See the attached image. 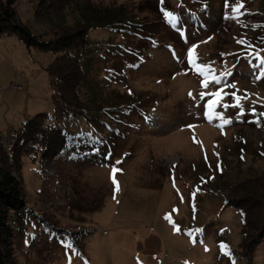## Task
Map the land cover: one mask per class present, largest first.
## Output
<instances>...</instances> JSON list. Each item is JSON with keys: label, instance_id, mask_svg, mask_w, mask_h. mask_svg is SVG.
Masks as SVG:
<instances>
[{"label": "rangeland", "instance_id": "374dc122", "mask_svg": "<svg viewBox=\"0 0 264 264\" xmlns=\"http://www.w3.org/2000/svg\"><path fill=\"white\" fill-rule=\"evenodd\" d=\"M88 1L99 6L145 2L139 15L154 21L155 39L139 43L112 29L91 30L90 76L101 98L121 104L114 108L117 130L97 131L81 118L64 120L66 128L90 130L107 142L96 153L85 143L49 166L24 158L27 206L10 217L19 264H245V257L234 254L241 251L242 217L238 208L225 205L223 184L264 174V0H81L46 17L36 16V0H22L17 9L37 35L52 40L82 20L81 5ZM164 10L180 27H192L187 51ZM194 11L210 13L206 24L198 23ZM195 30L201 36L194 39ZM169 43L179 58H173ZM193 55L210 66L203 75L194 68ZM55 57L28 48L17 35L0 36L5 148L30 118L55 114V90L46 71ZM217 91L219 98L212 95ZM213 101L218 103L211 111L230 124L221 128L220 119H207ZM151 114L159 119L154 126ZM110 149L114 159L107 162ZM114 167L122 170L115 176L118 192ZM31 213L46 215L74 234L43 227ZM251 264H264V242Z\"/></svg>", "mask_w": 264, "mask_h": 264}, {"label": "trees", "instance_id": "16d2710c", "mask_svg": "<svg viewBox=\"0 0 264 264\" xmlns=\"http://www.w3.org/2000/svg\"><path fill=\"white\" fill-rule=\"evenodd\" d=\"M21 1L0 0V36L17 35L28 48H39L56 55L46 67L55 90V114L50 115L44 112L30 118L26 125L15 136H12L13 139L7 148L4 146L0 131V264H19L15 252L16 229L10 217L14 213L23 211L27 206L22 181L24 158L29 157L33 163L40 160L45 166H49L63 154L78 149L85 143L94 147L92 152L96 153L101 150L100 145L104 147L103 141L107 142V140H99L98 136L90 130L80 128L75 132L66 128L62 124L64 120L77 122L81 118L93 125L97 131L101 128L106 129L107 126L112 130H117L118 114L114 108L121 104L101 98L102 94L94 88L98 82L90 76V62L93 60L91 30L95 28L112 29L116 34L126 36L129 40H139V43L155 39V31L151 29L154 21L147 19L145 22V19L143 20L139 15V11H143L141 5L145 2L130 6L129 4L99 6L90 1L84 2L81 5L82 12L80 11L83 16L81 21L64 27L55 39L45 40L20 18L17 6ZM80 1L36 0V16L46 17L54 12L61 13L67 5H77ZM155 10L158 12L157 6ZM164 12L169 13L167 10ZM194 12L199 16L196 19L198 23L206 24L210 13L207 11ZM173 17L174 19H168L170 29L177 32L183 43L187 44V51L191 46L189 43L193 41L189 33L192 27L190 25L180 27L176 22L177 17ZM159 18L164 19L160 16ZM159 18L157 17L156 20ZM200 32L198 30L193 32L194 39L201 36ZM167 45L171 48L173 58H179L178 48L172 43ZM106 52L108 55L109 50ZM193 56V66L197 69L200 64L196 56ZM141 58L140 51H138L137 59ZM89 87H91L90 93H84ZM125 100L130 110L129 97H125ZM112 152L113 150L110 149L105 161H113ZM223 187L225 205L238 208L244 227L243 240L240 244L241 251L235 249L234 254L236 257H245V264H251L258 246L264 242V174L236 183L224 181ZM31 215L36 217L43 227L56 229L66 235L74 234L46 215L36 213H31Z\"/></svg>", "mask_w": 264, "mask_h": 264}, {"label": "snow or ice", "instance_id": "6c2138e0", "mask_svg": "<svg viewBox=\"0 0 264 264\" xmlns=\"http://www.w3.org/2000/svg\"><path fill=\"white\" fill-rule=\"evenodd\" d=\"M167 16L169 17V19H174L172 13H170V12L167 13ZM193 63H194V61H193ZM209 67L210 66L198 65L197 66V70L200 72V74L203 75L204 72H205V69H208ZM209 75H211V72L210 71H209ZM212 82L218 83L219 81L216 80L215 76H212ZM202 86L205 89H207L209 87V80H208V77L207 76L205 77V81L202 84ZM205 94L206 93H201V96H204ZM190 95H191V93H190ZM212 95H214L215 97L219 98V97H221V92L220 91H217L215 93H212ZM236 100H237L236 106L237 107H242V105L240 104V97H236ZM217 103H218V101H213V102H211L208 105L210 111H209V113L207 115V119L212 120L214 117L220 119L221 121H223V123L221 125H219L222 128L225 124H230L231 123V120L226 119L221 113H215V112L211 111V109H214L217 106ZM225 107H228V106L225 105ZM253 113L255 114L254 110H253ZM260 115L261 116H264V113H261ZM119 163L120 162L117 161V164H119ZM118 171H122V170L121 169H117V168L114 167L113 168V172H112V179H113V183L115 185V190L117 192L119 191V182L116 180L115 176H116V173ZM174 211H176V210H174ZM170 218H171V214H169L168 216H166V219H170ZM176 230L179 231V228L177 227ZM200 231H202V230H200ZM67 247L70 248L71 245H67ZM220 247H221V250L224 252L225 255H231L230 249H228V246L227 245L221 244ZM233 264H234V262H233Z\"/></svg>", "mask_w": 264, "mask_h": 264}, {"label": "built area", "instance_id": "2783aa9c", "mask_svg": "<svg viewBox=\"0 0 264 264\" xmlns=\"http://www.w3.org/2000/svg\"><path fill=\"white\" fill-rule=\"evenodd\" d=\"M150 120L152 126H154V123H157L159 121L158 116L156 114H151Z\"/></svg>", "mask_w": 264, "mask_h": 264}]
</instances>
